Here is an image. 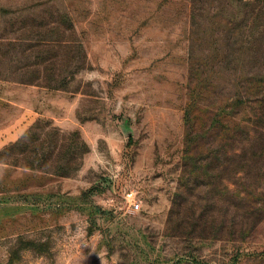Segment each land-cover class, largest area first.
<instances>
[{
	"label": "rangeland",
	"instance_id": "rangeland-1",
	"mask_svg": "<svg viewBox=\"0 0 264 264\" xmlns=\"http://www.w3.org/2000/svg\"><path fill=\"white\" fill-rule=\"evenodd\" d=\"M0 264H264V0H0Z\"/></svg>",
	"mask_w": 264,
	"mask_h": 264
},
{
	"label": "trees",
	"instance_id": "trees-1",
	"mask_svg": "<svg viewBox=\"0 0 264 264\" xmlns=\"http://www.w3.org/2000/svg\"><path fill=\"white\" fill-rule=\"evenodd\" d=\"M193 2H194V0H193Z\"/></svg>",
	"mask_w": 264,
	"mask_h": 264
}]
</instances>
